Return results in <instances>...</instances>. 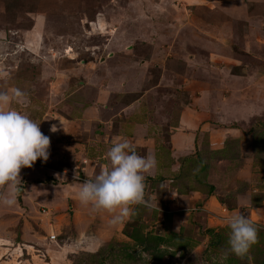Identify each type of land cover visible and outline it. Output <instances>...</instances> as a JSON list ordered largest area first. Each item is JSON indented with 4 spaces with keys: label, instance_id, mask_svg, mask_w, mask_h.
<instances>
[{
    "label": "rangeland",
    "instance_id": "rangeland-1",
    "mask_svg": "<svg viewBox=\"0 0 264 264\" xmlns=\"http://www.w3.org/2000/svg\"><path fill=\"white\" fill-rule=\"evenodd\" d=\"M15 88L29 102L10 107L34 121L72 111L79 99L104 120L125 121L127 136L137 125L145 142L137 153L155 154L159 169L157 179L146 177V203L119 225L110 213L76 205L79 185L101 172L94 158L67 159L54 183L47 174L43 182L22 178L36 207L18 195L10 206L18 220L7 229L15 239L27 224L30 236L44 237L24 242L30 262L38 255L40 264H248L230 251L225 223L243 203L258 229L252 264H264V0H0V91ZM186 108L212 130L199 133L192 151L171 156L168 139ZM185 170L187 184H175L172 175ZM63 179L71 196L54 206L63 188L51 185Z\"/></svg>",
    "mask_w": 264,
    "mask_h": 264
},
{
    "label": "clouds",
    "instance_id": "clouds-1",
    "mask_svg": "<svg viewBox=\"0 0 264 264\" xmlns=\"http://www.w3.org/2000/svg\"><path fill=\"white\" fill-rule=\"evenodd\" d=\"M28 102L27 93L19 88L0 91V187L10 190L0 193V204L4 206L14 205L23 192L21 170L32 168L37 160L46 163L50 157V137L41 131L40 123L10 107L12 103ZM51 131L57 132V126L52 125ZM106 155L109 167L81 183L77 195L83 205L95 212L110 213V223L119 225L132 214L134 206L146 203V174L157 167V161L153 155H139L128 139L114 143ZM245 207L241 203L225 223L230 229V251L252 264L250 251L258 242V229L242 215L240 209Z\"/></svg>",
    "mask_w": 264,
    "mask_h": 264
},
{
    "label": "crops",
    "instance_id": "crops-1",
    "mask_svg": "<svg viewBox=\"0 0 264 264\" xmlns=\"http://www.w3.org/2000/svg\"><path fill=\"white\" fill-rule=\"evenodd\" d=\"M108 88H109L108 85L104 86L103 94H102L103 96H108L107 93ZM77 101H79V103L77 104L78 106L74 107L72 111L71 109H64L65 112L63 113L64 115L62 114L57 118L49 119L48 122H45V120L44 119L42 120V118L40 120H35V122L40 123L41 131L45 135L50 137V141H51L50 157L46 163L42 162L41 160H37V162L34 164L32 168L22 169L20 173L21 179L23 178L26 181L28 180L27 182L30 181L43 182L47 178L46 175H42V174H47L48 178H53L52 180L50 179V181L54 183L55 181H58L59 178H61L59 172H61L62 170H58V169L63 166V163L65 161L70 162L67 161V159L71 160V162L77 163L76 161H79L80 159L90 160L94 158L95 161H93L94 159H92V161L94 163L97 162V166L100 167V171H103L109 167V159L106 155L107 152L113 146L114 143L119 142L122 139H128L130 142L134 144L135 147L144 148V146L142 145L144 139L137 138L140 136V133H138L139 128L137 125H133L130 130L133 132V134H131L133 136H127L128 131L126 128L125 121L120 123L119 120L118 123L117 119H115V115H113V117H111L108 120H104L103 115L100 114L99 110L89 112V110L84 108V106L82 105L79 99ZM106 101L107 100L104 99L103 103L106 104ZM70 112L75 115L71 114L67 116L66 114H69ZM200 115L201 113H196V111L193 112L190 110V108H186L183 111L179 121V129L173 128L175 132H172L171 136L168 139L171 143V149H172L171 156L179 155L187 151H192V149L195 148V144L197 143V140L199 138V133L201 134L202 132H206V131L209 132L212 130L209 128L208 123H205L203 125L201 124V122L198 123ZM52 125L57 126L58 129L57 132L53 133L51 131ZM218 134L219 132L215 130H213L212 133L209 134L210 137L209 142L211 145L214 142V140L212 141L211 139ZM218 144H220V140L217 139L215 146H217ZM218 148L220 147L214 148L212 146L211 150L212 151L220 150ZM145 155L146 156L150 155V151H147L146 149ZM64 156H69V157L64 158ZM164 163L166 164V167H163L164 169H162V171L164 172L166 170L164 173L167 174L166 176L168 177V174H170L171 169H169L168 160L167 161L165 160ZM66 165H68V163ZM23 170L24 172H22ZM158 172L159 169L155 168V170H152L151 172L152 174L151 173L146 174V177L148 176L150 179L155 177L157 179L158 177L155 174H158ZM90 179H94V177L90 176ZM62 181L65 182V184L61 186L57 184H56L57 186H54V184L51 185L53 187L63 188L60 189L61 190L60 197L55 195L54 197L55 200L51 199L54 201L53 203L54 206H56L55 203L59 201L61 198L64 199V196L66 197L71 196L67 194V192L70 191L71 187L67 188L68 182L64 181V179ZM163 182L167 183L168 178H165ZM28 186L30 188V185ZM28 186H25L23 188V193L21 196L22 203L27 207H31L26 204V202L28 201L30 203H33L34 207H36L31 189H28L27 188ZM6 189L7 188L5 187H0V193L4 194ZM47 198L48 197H46V199ZM76 205L81 206L83 204L79 200V202L76 203ZM14 208L15 211L16 210L17 212L19 211L18 206L15 205ZM34 210L35 212H37L38 208L37 209L34 208ZM17 212H15L16 214L14 212L12 213V209L10 206H7L5 210L0 209V264H36L35 261L36 259H38L37 264H40L38 255H33L31 262L27 258H25V255L27 254L28 251L27 248L25 247L24 242L27 241V239L29 238H31V241H35L36 239L37 242L38 240L40 241V239H44V237L42 238V236L39 237L37 235L30 236V230H29L30 228L27 224H24L21 230L15 234V239H13L11 232L7 229L9 226V222H14L18 220ZM21 215L22 213L20 214V216ZM39 219H40L39 216H37L34 220L39 221ZM43 245H47V247L53 246L54 248L60 247L58 246V243L56 244V242L51 243L48 241L45 242V244ZM61 249L63 250V248ZM49 252H52V249L51 250L49 249Z\"/></svg>",
    "mask_w": 264,
    "mask_h": 264
},
{
    "label": "trees",
    "instance_id": "trees-1",
    "mask_svg": "<svg viewBox=\"0 0 264 264\" xmlns=\"http://www.w3.org/2000/svg\"><path fill=\"white\" fill-rule=\"evenodd\" d=\"M206 147H207V146H205V148H206ZM204 152H205V153H210V152L207 151V149H205ZM202 154H203V153H200L201 158H202ZM216 154H218V155H219V154L223 155V154H225V152H220V153H218V152H217V153L212 152V153H211V155H216ZM198 162L202 165V169H201V170H202V173L204 174V173L206 172V170H207V161H205V160L202 158V159L199 160ZM204 165H205V166H204ZM203 174H202V175H203ZM172 176H173V179H175V180H174V181H175V184L178 185L179 182H180L179 180L181 179V180H183V182H184L182 185L185 186V185L187 184V183H185V176L189 178V173H188V171L185 170V171H184V174H181V175H180L181 178L179 177V174H173ZM195 177H197V174L194 175L193 178L190 177V179L192 180V179H194ZM198 177H199V176H198ZM199 178H200V177H199ZM162 179H163V176L160 177V180H162ZM200 179H201V180H205L203 176H202ZM188 182L190 183V181H188ZM197 182H198V181H197ZM171 184H172V185H169V187H175V184H173V183H171ZM198 185L200 186L199 182H198ZM190 186H191V185L189 184L188 186H186V188L189 189V188H194V187H195V186H194V187H190ZM200 187H201V186H200ZM195 189H196V188H195ZM212 190H214V188H213L212 186H210V188H208L207 194L209 195L210 192H212ZM130 237H131V239H132L134 242H138V241H139L138 238H136L134 235H132V236H130ZM141 242H142V243H143V242H146V240H145V239H142Z\"/></svg>",
    "mask_w": 264,
    "mask_h": 264
},
{
    "label": "built area",
    "instance_id": "built-area-1",
    "mask_svg": "<svg viewBox=\"0 0 264 264\" xmlns=\"http://www.w3.org/2000/svg\"><path fill=\"white\" fill-rule=\"evenodd\" d=\"M43 213L46 214L47 212L44 210ZM56 239H57V235L53 229L52 231L49 232V240L50 241H56Z\"/></svg>",
    "mask_w": 264,
    "mask_h": 264
}]
</instances>
